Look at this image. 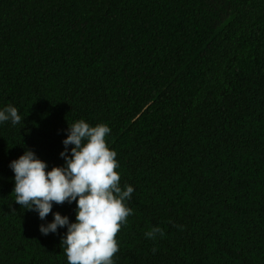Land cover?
I'll list each match as a JSON object with an SVG mask.
<instances>
[{
	"label": "trees",
	"instance_id": "obj_1",
	"mask_svg": "<svg viewBox=\"0 0 264 264\" xmlns=\"http://www.w3.org/2000/svg\"><path fill=\"white\" fill-rule=\"evenodd\" d=\"M8 106L25 121L0 126V264H68L9 165L63 167L81 120L110 127L135 190L115 264H264V0H0Z\"/></svg>",
	"mask_w": 264,
	"mask_h": 264
},
{
	"label": "clouds",
	"instance_id": "obj_2",
	"mask_svg": "<svg viewBox=\"0 0 264 264\" xmlns=\"http://www.w3.org/2000/svg\"><path fill=\"white\" fill-rule=\"evenodd\" d=\"M24 121L13 106L0 110V126L11 123L15 127ZM64 134L67 139L63 140L64 151L60 154L65 161L63 167L49 171V165L32 150H25L9 165L14 173L15 203L44 222L53 215V222L40 227L43 236L67 230L61 244L68 264H115L114 257L120 252L117 236L134 215L126 202L135 190L131 186L121 188L118 153L109 149L107 141L110 127H92L81 120ZM65 203L76 205L75 223L53 213L54 206ZM165 235L155 228L146 238L155 241Z\"/></svg>",
	"mask_w": 264,
	"mask_h": 264
}]
</instances>
